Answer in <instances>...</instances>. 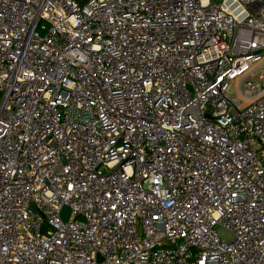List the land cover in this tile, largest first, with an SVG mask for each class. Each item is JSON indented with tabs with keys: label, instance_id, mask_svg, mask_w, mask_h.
<instances>
[{
	"label": "built area",
	"instance_id": "obj_1",
	"mask_svg": "<svg viewBox=\"0 0 264 264\" xmlns=\"http://www.w3.org/2000/svg\"><path fill=\"white\" fill-rule=\"evenodd\" d=\"M0 264H264V0H0Z\"/></svg>",
	"mask_w": 264,
	"mask_h": 264
},
{
	"label": "water",
	"instance_id": "obj_2",
	"mask_svg": "<svg viewBox=\"0 0 264 264\" xmlns=\"http://www.w3.org/2000/svg\"><path fill=\"white\" fill-rule=\"evenodd\" d=\"M69 214H70V210H69L68 208L65 207V208L63 209V211H62V218H63L64 221H67ZM220 236H221L222 238L226 239L227 241L233 239L232 236L228 235V234H227L225 231H223V230L220 232Z\"/></svg>",
	"mask_w": 264,
	"mask_h": 264
},
{
	"label": "rangeland",
	"instance_id": "obj_3",
	"mask_svg": "<svg viewBox=\"0 0 264 264\" xmlns=\"http://www.w3.org/2000/svg\"><path fill=\"white\" fill-rule=\"evenodd\" d=\"M232 93L237 95L236 87L235 86H233V88H232Z\"/></svg>",
	"mask_w": 264,
	"mask_h": 264
},
{
	"label": "trees",
	"instance_id": "obj_4",
	"mask_svg": "<svg viewBox=\"0 0 264 264\" xmlns=\"http://www.w3.org/2000/svg\"><path fill=\"white\" fill-rule=\"evenodd\" d=\"M76 1H78L80 3H84L85 0H76Z\"/></svg>",
	"mask_w": 264,
	"mask_h": 264
}]
</instances>
